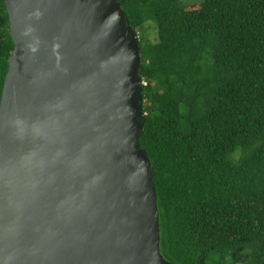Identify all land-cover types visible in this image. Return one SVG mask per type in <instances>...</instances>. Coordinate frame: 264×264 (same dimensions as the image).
<instances>
[{
  "label": "water",
  "instance_id": "1",
  "mask_svg": "<svg viewBox=\"0 0 264 264\" xmlns=\"http://www.w3.org/2000/svg\"><path fill=\"white\" fill-rule=\"evenodd\" d=\"M4 2L0 264H171L139 147V41L119 3Z\"/></svg>",
  "mask_w": 264,
  "mask_h": 264
},
{
  "label": "trees",
  "instance_id": "2",
  "mask_svg": "<svg viewBox=\"0 0 264 264\" xmlns=\"http://www.w3.org/2000/svg\"><path fill=\"white\" fill-rule=\"evenodd\" d=\"M116 1L139 41L161 255L264 264V0ZM13 48L0 0V101Z\"/></svg>",
  "mask_w": 264,
  "mask_h": 264
},
{
  "label": "rangeland",
  "instance_id": "3",
  "mask_svg": "<svg viewBox=\"0 0 264 264\" xmlns=\"http://www.w3.org/2000/svg\"><path fill=\"white\" fill-rule=\"evenodd\" d=\"M202 0H184V2L187 4V5H194L195 3H200ZM155 37V32L153 31H150L149 32V37ZM152 37V38H153Z\"/></svg>",
  "mask_w": 264,
  "mask_h": 264
}]
</instances>
